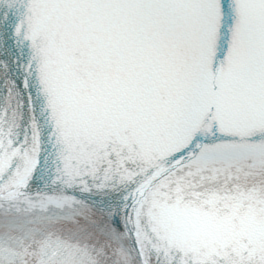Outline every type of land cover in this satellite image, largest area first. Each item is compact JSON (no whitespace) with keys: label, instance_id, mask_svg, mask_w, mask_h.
I'll use <instances>...</instances> for the list:
<instances>
[{"label":"snow or ice","instance_id":"obj_1","mask_svg":"<svg viewBox=\"0 0 264 264\" xmlns=\"http://www.w3.org/2000/svg\"><path fill=\"white\" fill-rule=\"evenodd\" d=\"M0 264H264V0H0Z\"/></svg>","mask_w":264,"mask_h":264}]
</instances>
